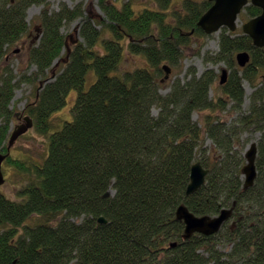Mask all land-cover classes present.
I'll use <instances>...</instances> for the list:
<instances>
[{"label":"trees","instance_id":"16d2710c","mask_svg":"<svg viewBox=\"0 0 264 264\" xmlns=\"http://www.w3.org/2000/svg\"><path fill=\"white\" fill-rule=\"evenodd\" d=\"M46 1L0 0V62L27 33V9L43 6L41 36L29 49L32 79L17 80L9 69L0 74V151L6 153L15 116L10 103L25 82L36 93L27 115L48 141L40 163L10 155L4 161L27 181L15 201L0 193V264H264V48L222 29L209 61L228 65L227 82L217 88L226 100L209 97L213 71L197 75L192 68L163 95L162 66H177L191 39L208 36L197 22L211 2L183 0L169 12L173 0H145L151 6L141 9L135 0H98L103 15L91 19L80 7L50 12ZM260 12L248 5L240 17ZM77 18L81 41L66 47L61 29ZM241 51L250 55L243 69L235 63ZM62 53L65 63L48 78ZM125 53L142 56L147 67L121 71ZM243 81L253 89L246 110ZM72 97L70 119L53 127L51 116ZM227 105L235 113L228 124L191 118ZM253 133L256 178L245 187L243 152ZM195 162L208 174L186 195ZM180 206L195 216L232 214L217 233L185 239Z\"/></svg>","mask_w":264,"mask_h":264},{"label":"rangeland","instance_id":"374dc122","mask_svg":"<svg viewBox=\"0 0 264 264\" xmlns=\"http://www.w3.org/2000/svg\"><path fill=\"white\" fill-rule=\"evenodd\" d=\"M183 0H173L171 6L169 7V12L172 10H178ZM98 0H47L48 10L50 12L58 11L62 6H66L67 9H75L81 8V12L83 14L82 18L91 17L98 18L102 17L103 13L99 9ZM135 6L138 9H141L145 6H151L145 0H135ZM43 6H30L26 11V22L28 24L27 33L14 45H12L4 56L2 62H0V74L2 71L9 69L12 70L15 79H20L21 76L25 75L26 79H32L31 73L35 71V67L30 65L29 63V49L34 44L38 43L41 36V27L39 21V14L42 11ZM241 16V15H240ZM242 17V16H241ZM238 19L237 21V32L238 34H242V20ZM82 18H77L72 21L68 25L66 24L62 27L61 32L66 36V47H72L76 42H80L81 39L78 36V28L82 21ZM219 42H220V32L208 35L207 37H195L191 39V43H188L189 46L184 49V53L182 55V60L177 66H170L171 72L167 80L161 83L160 93L165 95L174 80H181L187 74L189 68H192L196 71L197 75L202 74L203 72L210 70L215 73V82L214 89L209 91V97L215 99V97H219L220 92L217 91L219 87L220 75L223 70L230 72L228 65L225 62H213L209 61L210 58H213L219 51ZM64 53V52H63ZM59 59H56L52 65V69L48 73V78H52L54 73L58 72L61 68L62 64L66 61V56L63 54ZM147 62L142 56L133 55L130 53H125V57L121 63L120 70L128 71L134 70L137 68H145L147 67ZM168 65V64H164ZM264 75V74H263ZM165 74L157 79L158 82L163 80ZM48 79V80H50ZM262 82V79L260 78ZM42 83H36L35 86H41ZM243 87L245 90V99L243 104V110H246L249 106L250 95L253 92V89L249 86L246 81H243ZM35 88L33 85L25 82L20 84V86L15 90L14 97L10 103V109L14 110V117L10 125V134L13 132L14 128L22 123L20 118V114L23 116L27 115L26 106L27 103L33 102L35 99ZM74 93H72V96ZM220 97L223 100L226 98L221 94ZM73 103V97L68 102L65 107H63L60 111L55 112L51 116V123L54 124L53 127L58 128L62 125V123L66 119H70L71 111ZM231 105H227L225 110H205L201 112H193L191 118L193 121L202 125V118L206 116H210L214 121L217 120L219 122L227 121L229 122V117L232 114ZM157 109L153 108L152 113L156 114ZM225 112V113H224ZM19 116H16V114ZM230 114L228 116V114ZM19 117V118H18ZM22 117V116H21ZM259 138L258 133H253L247 136V143L245 146V150L247 146L251 143H255ZM48 141L45 136L37 133L35 129L30 128L25 134L20 136L13 144L10 149L9 155L12 159H22L24 161L40 163L43 161L46 152H47ZM204 145L206 149L212 152L213 145L210 139L204 140ZM244 150V151H245ZM244 153V152H243ZM212 155V154H211ZM246 161H244L245 163ZM3 175L5 178V183L0 187V193L4 194L10 200H16V194L18 191L24 186L27 181V175L19 174L17 169L11 165H7L3 163L2 167ZM113 191L110 192L109 195H112ZM231 210V209H229ZM232 214V210H231ZM231 214L229 218L231 217ZM228 218V219H229ZM32 223H35L32 221ZM30 224V223H28Z\"/></svg>","mask_w":264,"mask_h":264},{"label":"water","instance_id":"95a60500","mask_svg":"<svg viewBox=\"0 0 264 264\" xmlns=\"http://www.w3.org/2000/svg\"><path fill=\"white\" fill-rule=\"evenodd\" d=\"M212 5L201 15L197 22V26L206 34L211 35L217 33L221 28H227L230 32H234L237 28V20L240 13L247 5L258 7L261 10L260 15L245 22L242 25L243 34L252 40L254 47H264V0H208ZM250 60L248 52H239L236 54V62L240 68H243ZM165 72L164 80H167L171 72L167 65L162 66ZM227 72L222 71L220 76V84L226 82ZM16 116H19L17 113ZM19 118V117H18ZM22 123L17 125L13 132L9 135L6 153L0 151V187L5 183V178L2 171V164L9 156V152L14 142L30 128L33 127V121L30 116L25 115L20 117ZM244 157L246 164L242 168V176L245 187H250L256 178V158L257 144L251 143ZM208 170L196 162L190 168L189 184L186 189V195H191L198 191L204 184ZM110 192L105 195L108 196ZM231 210L223 209L215 217L195 216L185 206L178 207L176 211V219L184 224V238L189 239L194 234L210 236L217 233L223 223L228 220ZM103 217H99L98 223H104ZM175 246L171 244V247Z\"/></svg>","mask_w":264,"mask_h":264},{"label":"bare ground","instance_id":"6f19581e","mask_svg":"<svg viewBox=\"0 0 264 264\" xmlns=\"http://www.w3.org/2000/svg\"><path fill=\"white\" fill-rule=\"evenodd\" d=\"M260 13H261V12H260ZM258 15H260V14H258ZM258 15H257V16H258ZM257 16H255V17H257ZM255 17L249 18L248 20H251V19H253V18H255ZM262 48H264V47H262Z\"/></svg>","mask_w":264,"mask_h":264},{"label":"flooded vegetation","instance_id":"af4514ba","mask_svg":"<svg viewBox=\"0 0 264 264\" xmlns=\"http://www.w3.org/2000/svg\"><path fill=\"white\" fill-rule=\"evenodd\" d=\"M247 21V20H246Z\"/></svg>","mask_w":264,"mask_h":264}]
</instances>
